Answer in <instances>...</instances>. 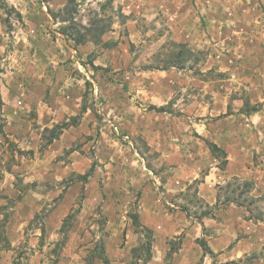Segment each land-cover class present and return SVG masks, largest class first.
<instances>
[{"label":"rangeland","instance_id":"1","mask_svg":"<svg viewBox=\"0 0 264 264\" xmlns=\"http://www.w3.org/2000/svg\"><path fill=\"white\" fill-rule=\"evenodd\" d=\"M250 263L264 0H0V264Z\"/></svg>","mask_w":264,"mask_h":264},{"label":"crops","instance_id":"2","mask_svg":"<svg viewBox=\"0 0 264 264\" xmlns=\"http://www.w3.org/2000/svg\"><path fill=\"white\" fill-rule=\"evenodd\" d=\"M206 194L207 193L205 191H203L201 195L203 197H205L206 202H208V204L210 206H212L216 202V196L214 194L208 193V195H207L208 199H207ZM216 208H218V209H216ZM216 208L213 207V211L215 210L213 215H203V217H201V219L195 218L193 220L194 221L193 223L190 220L189 221L190 227H188V229H186V231H185L187 238H190L191 233H195L197 231V234L199 235L198 237H204L206 239V242L208 243L207 245L209 246L208 251L200 252V256L203 255L202 257H204L205 259L208 258L210 255L215 257V255H217L219 253V249H218L219 243L217 241V239H219V237L217 235H214V234H219L220 229H221L219 226V223H218V219H217V217H218L217 212L220 211V208L218 206H216ZM235 222H236V218H233L232 223H235ZM237 224H238V221H237ZM238 225H240V224H238ZM210 227L213 229L210 230L209 229ZM205 231H207V232L205 233ZM200 235H202V236H200ZM239 251H245V249L239 250ZM217 256H219V254Z\"/></svg>","mask_w":264,"mask_h":264},{"label":"trees","instance_id":"3","mask_svg":"<svg viewBox=\"0 0 264 264\" xmlns=\"http://www.w3.org/2000/svg\"><path fill=\"white\" fill-rule=\"evenodd\" d=\"M149 108L155 109L156 111H165V107L164 106H154V105H150ZM208 147H209V150L211 151V153L214 156L217 155V154H221V155H224L225 154L224 150H222L215 143L208 142Z\"/></svg>","mask_w":264,"mask_h":264}]
</instances>
